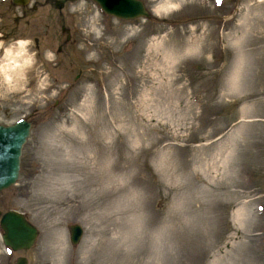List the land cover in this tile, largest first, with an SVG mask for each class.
<instances>
[{
	"label": "rangeland",
	"instance_id": "1",
	"mask_svg": "<svg viewBox=\"0 0 264 264\" xmlns=\"http://www.w3.org/2000/svg\"><path fill=\"white\" fill-rule=\"evenodd\" d=\"M56 1L0 0V123L35 112L0 213L39 229L0 264H264V0Z\"/></svg>",
	"mask_w": 264,
	"mask_h": 264
},
{
	"label": "water",
	"instance_id": "2",
	"mask_svg": "<svg viewBox=\"0 0 264 264\" xmlns=\"http://www.w3.org/2000/svg\"><path fill=\"white\" fill-rule=\"evenodd\" d=\"M75 1V0H65ZM102 9L117 18L131 20L136 18H150L151 13L142 0H95ZM17 5H26L28 0H14ZM57 8L64 6L63 0L55 2ZM32 124L21 119L12 125L0 124V191L16 183L20 176L21 155L23 147L31 133ZM1 227L4 230L3 238L6 245L13 250L30 249L38 237V228L26 216L10 210L3 214ZM71 241L78 244L84 230L81 225L70 227ZM15 264H28L27 257L21 256Z\"/></svg>",
	"mask_w": 264,
	"mask_h": 264
},
{
	"label": "flooded vegetation",
	"instance_id": "3",
	"mask_svg": "<svg viewBox=\"0 0 264 264\" xmlns=\"http://www.w3.org/2000/svg\"><path fill=\"white\" fill-rule=\"evenodd\" d=\"M11 2H12V4H14V5H16L15 3H14V0H11ZM34 2H35V0H28V3L26 4V5H16V6H18L21 10H22V12H23V14L22 15H20L19 17L22 19V18H27L28 16H30L29 15V13H31V11H32V8H34V9H36L37 8V5L36 4H34ZM63 31L65 32L66 31V28L63 26ZM66 32H68V31H66ZM5 34H3L2 35V37L4 38V39H6V40H8V41H10V40H15V39H17V38H21V37H25V35H13V34H15L16 33V30H13V31H9V32H4ZM68 38H70L69 36H68ZM34 45L35 46H37V44H36V42H37V38H34ZM64 44H62V45H59V47H58V51L59 52H62V50L64 49ZM34 113L35 112H32V113H30V115L28 116V119L29 120H31L32 122H33V115H34Z\"/></svg>",
	"mask_w": 264,
	"mask_h": 264
},
{
	"label": "bare ground",
	"instance_id": "4",
	"mask_svg": "<svg viewBox=\"0 0 264 264\" xmlns=\"http://www.w3.org/2000/svg\"><path fill=\"white\" fill-rule=\"evenodd\" d=\"M9 1H11V0H8L6 3H8ZM1 43H2V41H0V46H1ZM1 48V47H0ZM10 52V51H9ZM7 75L9 76V73H7ZM141 222V220H138V223H140ZM70 236H71V232H70ZM39 237V236H38ZM38 239V238H37ZM36 239V240H37Z\"/></svg>",
	"mask_w": 264,
	"mask_h": 264
}]
</instances>
